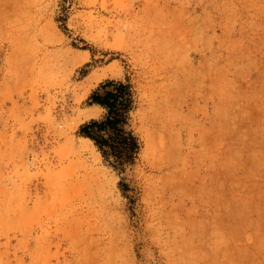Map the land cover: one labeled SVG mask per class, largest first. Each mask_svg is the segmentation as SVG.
Returning <instances> with one entry per match:
<instances>
[{
	"label": "rangeland",
	"instance_id": "1",
	"mask_svg": "<svg viewBox=\"0 0 264 264\" xmlns=\"http://www.w3.org/2000/svg\"><path fill=\"white\" fill-rule=\"evenodd\" d=\"M106 80L140 147L79 189ZM0 264H264V0H0Z\"/></svg>",
	"mask_w": 264,
	"mask_h": 264
},
{
	"label": "trees",
	"instance_id": "2",
	"mask_svg": "<svg viewBox=\"0 0 264 264\" xmlns=\"http://www.w3.org/2000/svg\"><path fill=\"white\" fill-rule=\"evenodd\" d=\"M90 102L100 105L104 114L85 122L80 133L91 139L104 160L119 172L130 164L140 147L138 137L129 127L133 92L128 82L106 80L90 94Z\"/></svg>",
	"mask_w": 264,
	"mask_h": 264
},
{
	"label": "bare ground",
	"instance_id": "3",
	"mask_svg": "<svg viewBox=\"0 0 264 264\" xmlns=\"http://www.w3.org/2000/svg\"><path fill=\"white\" fill-rule=\"evenodd\" d=\"M104 73L105 71L103 73L100 72V74L96 72L91 73L86 79V87L89 86L92 82L99 80ZM83 87L85 90V84L83 85ZM101 110L102 107L100 105L92 103L88 105L86 109L82 110L79 113L78 117H80L83 121L91 118H97ZM83 139L84 140L80 139L79 141L78 139V141H75L68 138V140H64L65 142L63 141L64 143L62 142V151L66 154H63L64 156L61 155V170L59 169V171L63 172L61 175L63 176L64 174V179H66L70 185L76 186L79 189H87L89 186L94 185L101 186L104 182L102 172H100V170H98L96 166H93V163H89L90 161H94L95 157L93 154V149L90 148V144L93 145V143L88 137H84ZM68 155L75 156L76 159H73V157H71L72 159H70L68 158Z\"/></svg>",
	"mask_w": 264,
	"mask_h": 264
}]
</instances>
